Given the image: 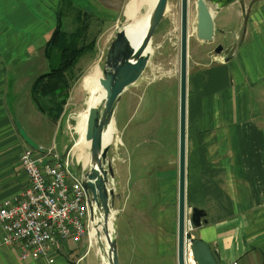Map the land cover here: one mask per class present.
<instances>
[{
    "label": "crops",
    "instance_id": "crops-1",
    "mask_svg": "<svg viewBox=\"0 0 264 264\" xmlns=\"http://www.w3.org/2000/svg\"><path fill=\"white\" fill-rule=\"evenodd\" d=\"M214 22L225 47H232L231 58L211 56V50L188 64L185 199L187 209H204L208 219L188 236L207 242L220 264H264V0L216 9ZM56 25L46 7L42 14L39 0H0V203L20 197L29 186L20 157L36 148L22 137L17 121L38 148L62 153L61 123L40 111L31 95L37 77L49 70L44 50ZM132 106L120 102L115 111L122 144L136 141L129 159L136 169L127 164L119 176L115 167L122 188L116 190L120 264H178L179 90L172 145L158 135L165 122L156 127L154 114L124 140L117 116L124 108L132 113ZM147 146L152 150L146 159L138 147ZM140 163H149L150 172L142 164L140 170ZM90 236L98 243L97 235L90 231ZM97 248L85 236L79 243L62 241L47 258L25 260L16 246L3 243L0 222V264H100Z\"/></svg>",
    "mask_w": 264,
    "mask_h": 264
},
{
    "label": "rangeland",
    "instance_id": "rangeland-1",
    "mask_svg": "<svg viewBox=\"0 0 264 264\" xmlns=\"http://www.w3.org/2000/svg\"><path fill=\"white\" fill-rule=\"evenodd\" d=\"M32 1L35 2L36 0ZM39 1L41 2L42 14L43 7H46L47 15L50 20L56 19L57 21V12L60 10L62 11L63 24L68 36L79 35L77 41L78 46L83 43L88 44L93 40L96 44L93 50L85 52L80 57L76 66L72 69V73L77 80L70 89L69 97L57 121L61 123L60 127L63 131V133H57V143L59 150L62 151L61 156L65 159L68 157L71 169L78 175H81L90 166V162L84 165V156H87L89 159L91 153V144L86 146L83 152L77 149V144L81 137L79 134L81 127L77 117H79L80 111L86 108L84 103L86 93L83 92L81 83L83 77L96 65H98L101 70L103 69V56L108 52L115 33L126 24L124 23L125 20L123 17L125 14V7L130 0H71L73 3L64 2V0ZM196 2L197 0H189V63L190 61L193 63V60L200 57H207V52L213 50L217 42L221 41L220 34H215V40L213 42H205L198 38ZM143 12H145V9ZM180 18L181 0H169L163 20L156 29L151 40V54L148 65L139 80L129 86L122 94L117 105L118 107L120 102L124 106L133 105L131 107L132 113L134 112L132 116L129 115L132 113H129L127 108H124L117 116V127L119 131L121 130L124 140H127L129 134L133 137L136 136L139 121L142 119L143 121L148 120L151 115L154 114L155 117H159V121L155 123L156 127H161L165 122L164 131L160 134L158 133V135L165 138L168 146L173 143L174 95L180 87ZM85 22L89 25L88 31L76 34L78 29H80ZM51 23L53 24L54 22L52 21ZM126 101L127 103L130 101V103L127 104ZM137 101L138 103L136 105ZM43 102L44 104H50L49 100L45 98H43ZM103 104L104 103H101L99 105L100 109L103 108ZM129 118L130 121L127 122ZM23 122L26 129L32 132V128L26 121ZM113 136L112 143L109 145L108 155L113 162L114 174L116 170L115 167H117L120 176L127 164H135L134 162H130L129 159L131 155L134 156L136 153V141L124 146L122 140H120L121 135L117 130ZM142 138L146 140V137ZM65 143L68 144L67 148L64 147ZM138 148L139 153L142 156H146L147 159V156L150 155L149 153L152 150L151 146L144 147L145 149H142V147ZM72 153L77 155L79 161H77ZM141 164L142 163H140V170H143ZM142 165H145L143 166L145 168L144 171L147 170L150 172L149 163H143ZM134 168L136 169V166H133V169ZM120 180L123 182L125 178L121 177ZM118 184V179L116 180L114 177L113 187L115 190L120 191L122 188L119 189ZM120 200L117 201L115 206V210L117 211L116 219L114 220L115 232H117L116 224L120 210V206H118ZM90 229L86 234L89 243L91 241ZM92 246L95 247V251L98 247L97 250L100 252L98 243L95 240H93ZM98 257L101 261L100 264H103L101 254L98 255Z\"/></svg>",
    "mask_w": 264,
    "mask_h": 264
},
{
    "label": "water",
    "instance_id": "water-1",
    "mask_svg": "<svg viewBox=\"0 0 264 264\" xmlns=\"http://www.w3.org/2000/svg\"><path fill=\"white\" fill-rule=\"evenodd\" d=\"M169 0H157L151 13L146 37L139 47H135L124 29H119L103 56L102 73L108 94L103 108L91 109L87 139L91 141L90 166L81 175L79 181L85 190L90 221L98 229L97 238L101 256L108 264H120L116 232L111 234L109 223L112 212L121 195L113 187L114 167L109 157V144H104L103 136L114 122L116 107L124 91L136 83L145 71L150 53L147 51L152 37L163 20ZM240 0H197V35L205 42H213L215 33L214 11L227 7ZM124 20L126 16L124 15ZM180 87H179V205H178V264H186V222L189 217L193 229L208 223L207 212L201 208L187 209L186 206V150H187V80L189 64V0H181L180 18ZM232 48V47H231ZM231 48L219 44L210 53L218 56L223 53L231 58ZM20 134L32 147L39 145L25 132L17 121ZM103 236L104 240L103 241ZM106 245L108 250L104 252ZM192 252L196 264H220L217 253L202 239L194 238Z\"/></svg>",
    "mask_w": 264,
    "mask_h": 264
},
{
    "label": "built area",
    "instance_id": "built-area-1",
    "mask_svg": "<svg viewBox=\"0 0 264 264\" xmlns=\"http://www.w3.org/2000/svg\"><path fill=\"white\" fill-rule=\"evenodd\" d=\"M68 159L55 148L27 149L21 154L29 186L20 197L0 203V222L3 243L16 246L22 259L47 258L62 241L81 242L91 227L85 190ZM192 229L187 218L186 264H196L194 238L188 236Z\"/></svg>",
    "mask_w": 264,
    "mask_h": 264
},
{
    "label": "trees",
    "instance_id": "trees-1",
    "mask_svg": "<svg viewBox=\"0 0 264 264\" xmlns=\"http://www.w3.org/2000/svg\"><path fill=\"white\" fill-rule=\"evenodd\" d=\"M64 2L73 3L71 0H64ZM57 13V25L44 50L49 61V70L37 77L31 90L35 105L40 111L48 114L53 122H57L61 116L70 89L77 80L72 69L80 57L85 52L93 50L96 45L93 40L78 46L79 35L69 37L64 28L62 11ZM88 29L89 25L85 22L76 34L84 33ZM43 98L49 100L50 104H44Z\"/></svg>",
    "mask_w": 264,
    "mask_h": 264
},
{
    "label": "bare ground",
    "instance_id": "bare-ground-1",
    "mask_svg": "<svg viewBox=\"0 0 264 264\" xmlns=\"http://www.w3.org/2000/svg\"><path fill=\"white\" fill-rule=\"evenodd\" d=\"M157 0H130L125 7V16L126 20L124 23V29L126 31L127 37L130 42L137 48L144 41L148 28L151 13L156 5ZM145 9V12L143 10ZM151 43L147 47V51L151 54ZM83 92L86 93L85 105L86 108L80 111L78 118V123L80 124V141L77 144V149L80 152H83L86 146L91 144V141L87 139V129L88 122L90 117L91 109L94 106H99L101 103H104L108 88L104 83L102 70L98 65L93 67L84 77L81 83ZM127 90V89H126ZM125 90V91H126ZM124 91V92H125ZM115 117L114 122L109 126L108 130L104 133L103 142L104 144H111L113 135L116 133ZM121 140V139H120ZM91 149V148H90ZM82 154V153H81ZM84 165L90 162V157L84 156ZM117 211H113L111 215V221L109 223V229L111 234L114 233V220L116 219ZM98 229L93 223H91V233L92 235H97ZM91 238V236H90ZM93 242V239L91 238ZM108 250V246L105 247V254ZM105 260H107L105 258ZM107 262V261H106Z\"/></svg>",
    "mask_w": 264,
    "mask_h": 264
},
{
    "label": "flooded vegetation",
    "instance_id": "flooded-vegetation-1",
    "mask_svg": "<svg viewBox=\"0 0 264 264\" xmlns=\"http://www.w3.org/2000/svg\"><path fill=\"white\" fill-rule=\"evenodd\" d=\"M220 33H221V30H217L215 34H220ZM219 44H223L225 46L224 40L221 39V41H218L217 44L213 47V49H215Z\"/></svg>",
    "mask_w": 264,
    "mask_h": 264
}]
</instances>
